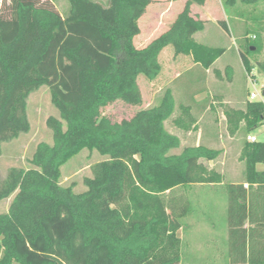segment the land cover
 I'll use <instances>...</instances> for the list:
<instances>
[{"label":"trees","instance_id":"trees-1","mask_svg":"<svg viewBox=\"0 0 264 264\" xmlns=\"http://www.w3.org/2000/svg\"><path fill=\"white\" fill-rule=\"evenodd\" d=\"M222 1L228 9L264 0ZM68 2L62 15L49 0H2L0 157L4 144L30 131L28 100L42 87L59 117L47 119L52 143L37 145L29 168L12 167L0 179V203L13 196L0 213V264H181L183 222L169 211L167 197L197 184L226 189L227 264H264V170L257 169L264 165V142L245 143L244 183L226 184L207 165L220 151L199 145L172 153L182 143L166 129L176 109L169 89L159 104L130 119L102 115L118 101L142 105L138 78L157 79L159 57L169 46L205 70L224 55L225 49L195 39L206 22L192 16L191 6L204 0H189L170 29L143 49L134 40L150 0H109L107 7L95 0ZM258 40L248 46L249 55L264 49ZM257 67L264 74V61ZM226 115L232 135H248L262 126L264 105L248 101L245 110ZM173 124L192 131L191 107L181 105ZM84 148L107 159L92 166L87 190L75 193L61 184V168Z\"/></svg>","mask_w":264,"mask_h":264},{"label":"rangeland","instance_id":"rangeland-1","mask_svg":"<svg viewBox=\"0 0 264 264\" xmlns=\"http://www.w3.org/2000/svg\"><path fill=\"white\" fill-rule=\"evenodd\" d=\"M95 1L105 7L108 6V2ZM56 2L59 12L66 15L70 7L68 0ZM166 4L167 0H152L149 14L157 12V15L153 16L158 19L159 12ZM1 8L2 0L0 12ZM226 12L228 20L217 24L210 23L207 33H198L195 36L198 43L225 49L224 55L216 60L208 73L202 67L194 66L189 56L176 55L174 58V49L169 46L159 57L161 73L157 79L149 81L144 76L138 78L143 96L142 105L130 106L118 101L105 107L102 115L114 122L130 119L139 110L159 104L164 92L169 89L175 97L176 109L173 118L166 122V129L179 136L182 143L181 148L172 153L180 154L184 148L197 145L220 151L216 161L206 164L223 172L225 183L230 184L244 181L245 164L240 160V155L248 141L244 130L234 135L230 133L226 111L246 109L250 94L255 90L248 74L253 73L258 81L257 90H264V74L257 67V62L264 61V49L258 50L254 56L247 53L248 46L255 43L254 36L259 37L264 47V1L252 5L238 2L236 6L226 9ZM237 18L241 21L237 22ZM223 22L227 23L228 30L223 27ZM237 23L241 26L237 27ZM147 26L146 23L142 24L141 33L135 37L134 44L138 49L145 48L159 34L162 35V32H159L156 37H152L147 32ZM216 29H219L218 33ZM195 97L205 100L196 103ZM181 105H189L196 119V126L190 132L181 131L173 124V119L180 115ZM28 116L30 131L3 146L0 179H4L12 167L29 168L28 161L32 158L37 145L41 142L52 143V132L47 128L46 121L51 116L59 117V113L51 103L48 88L42 87L30 96ZM241 126L244 127V123ZM253 135L259 142H264V127L254 131ZM106 159L95 150L82 149L62 166L61 184L65 187L72 186L75 193L85 192L87 187L84 181L92 177V166ZM258 168L264 170V165ZM200 191L198 186L182 187L167 197V204L173 203L169 211L174 209L184 223V231L180 232L183 236L181 264H227L226 189L216 186V189L203 193ZM12 198L13 196L0 203V213L8 211ZM203 204L213 207L209 213L216 224V228L211 230L212 234L209 231L206 233L200 228V223L196 222L202 215L199 206ZM185 212L186 214L182 216Z\"/></svg>","mask_w":264,"mask_h":264},{"label":"crops","instance_id":"crops-1","mask_svg":"<svg viewBox=\"0 0 264 264\" xmlns=\"http://www.w3.org/2000/svg\"><path fill=\"white\" fill-rule=\"evenodd\" d=\"M49 1L51 3H53L57 7L56 0H49ZM101 1L109 3V0H101ZM150 1L151 2L149 4V6L147 7V10H146L145 14L139 20V26L140 25L142 26V24L146 23V25H148L147 26L148 27L147 32L150 33V35L152 37H156V35H158L157 33H159V32L161 33L162 32L161 34H163L167 30H169L168 27H171V25L175 22L176 18L184 10L185 5H186V3L189 0H178L177 2H174V1L171 2L170 0H167L166 7H163L162 11L159 12V18L158 19H156L154 17L155 15H157V12L154 11L152 14H149L150 13L149 8L151 7L152 0H150ZM57 9H58V7H57ZM191 12H192V16L193 17L199 18V19H201V20L206 22L205 29L202 32H199V33H207L208 32V28L211 26L210 23L211 24H217V23H221L222 21L228 20V15H227V12H226V9H225V7L223 5V1L222 0H204V4L203 5H198V4L194 3L191 6ZM237 20L241 21V19H238V18L236 19V21ZM238 25L241 26L240 23H237V27H239ZM141 26H140V33H141ZM158 30H161V31H158ZM216 30H217V33H218L219 29H216ZM197 34L195 36H197ZM159 36H160V34H159ZM159 36H157L156 38H158ZM156 38H154V39H156ZM175 56L176 55H174V58H175ZM189 57L194 62L193 58L191 56H189ZM194 66L201 67L199 64H197L195 62H194ZM210 69H208V70L204 69V70L208 73L210 71ZM204 100L205 99H201V98L197 99L195 97V102L196 103H200V102H202ZM248 101L252 102L251 100H248ZM197 146H199V145H197ZM259 166L260 165L257 166V169L259 171H263V170L258 168ZM219 172H221V171H219ZM221 173L224 175L223 172H221ZM244 180H245V177H244ZM242 183H244V181L243 182H238V183H232V184H242ZM193 186H198L200 188V190H201L200 193H203L204 191L216 189V186L222 187V185H211V184L210 185L197 184V185H193ZM246 189H249V187L246 188ZM211 210H213V207L211 205H204L203 204V205L199 206V211L202 212V215H201L200 218L197 217L198 219H197L196 222L200 223L199 224L200 228H203L206 231V233L210 232L212 234L211 230L213 228H216V224H214V220L209 215V213H211ZM183 227H184V223H183ZM246 227H248V224H246ZM183 231H184V229H181L178 232V234H179V236L181 237L182 240H183V236H181L180 232H183ZM225 240H227V239H225Z\"/></svg>","mask_w":264,"mask_h":264},{"label":"built area","instance_id":"built-area-1","mask_svg":"<svg viewBox=\"0 0 264 264\" xmlns=\"http://www.w3.org/2000/svg\"><path fill=\"white\" fill-rule=\"evenodd\" d=\"M255 38H256V37L254 36V39H255ZM248 77H249V80H250V82H251L253 88L255 89V90H254L253 92H251V94H250V100H251L252 102H259V103H262V104L264 105V91H258V90H257L256 87H257L258 81H256V78H255V76L253 75V73L248 74ZM261 127H264V121H263ZM247 141H248V142H251V143L259 142L258 138H257L255 135H253V133H251V134H249V135L247 136ZM244 186H245V188H248V187H249L248 184H245Z\"/></svg>","mask_w":264,"mask_h":264},{"label":"water","instance_id":"water-1","mask_svg":"<svg viewBox=\"0 0 264 264\" xmlns=\"http://www.w3.org/2000/svg\"><path fill=\"white\" fill-rule=\"evenodd\" d=\"M252 50H254V49H252Z\"/></svg>","mask_w":264,"mask_h":264}]
</instances>
